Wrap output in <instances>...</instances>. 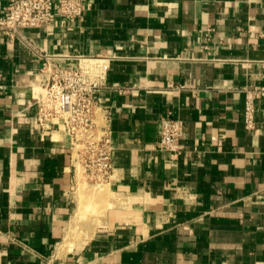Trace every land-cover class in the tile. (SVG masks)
Listing matches in <instances>:
<instances>
[{
    "label": "crops",
    "instance_id": "crops-1",
    "mask_svg": "<svg viewBox=\"0 0 264 264\" xmlns=\"http://www.w3.org/2000/svg\"><path fill=\"white\" fill-rule=\"evenodd\" d=\"M86 3L0 36V264H264V97L244 123L245 90L264 87V0ZM43 55L103 77L105 185L38 123ZM164 116L181 124L177 158L158 148Z\"/></svg>",
    "mask_w": 264,
    "mask_h": 264
},
{
    "label": "built area",
    "instance_id": "built-area-1",
    "mask_svg": "<svg viewBox=\"0 0 264 264\" xmlns=\"http://www.w3.org/2000/svg\"><path fill=\"white\" fill-rule=\"evenodd\" d=\"M88 9L86 0H9L0 17V36L24 39V29L48 28L56 15L77 19ZM38 94L35 96L37 120L42 129L54 122L70 139L75 168H80L94 185H105L112 177L111 110L103 107L95 95L105 83L100 73L87 68H66L52 56L43 55ZM244 123L247 130L256 126L257 103L264 87L245 90ZM101 119V122L99 120ZM158 148L173 157L183 153L181 124L168 116L160 119Z\"/></svg>",
    "mask_w": 264,
    "mask_h": 264
}]
</instances>
